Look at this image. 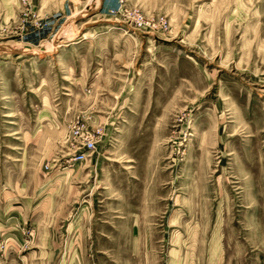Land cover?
I'll list each match as a JSON object with an SVG mask.
<instances>
[{
	"label": "rangeland",
	"instance_id": "1",
	"mask_svg": "<svg viewBox=\"0 0 264 264\" xmlns=\"http://www.w3.org/2000/svg\"><path fill=\"white\" fill-rule=\"evenodd\" d=\"M27 197L94 213L51 264H264V0H0V210Z\"/></svg>",
	"mask_w": 264,
	"mask_h": 264
},
{
	"label": "crops",
	"instance_id": "2",
	"mask_svg": "<svg viewBox=\"0 0 264 264\" xmlns=\"http://www.w3.org/2000/svg\"><path fill=\"white\" fill-rule=\"evenodd\" d=\"M10 201L1 208L0 219L12 245L10 253L15 257L12 258L11 264H51V260L37 259L33 254L52 253L57 249L62 251L64 247L65 252L76 257L83 252L87 237H91L94 230V213L61 211L59 216L51 212L42 214L36 212L33 206L35 203L30 197L23 198L20 206L13 202V198ZM67 201L71 205L77 204L73 199L67 198L65 204ZM60 262L72 264L67 262L66 258H62Z\"/></svg>",
	"mask_w": 264,
	"mask_h": 264
},
{
	"label": "built area",
	"instance_id": "3",
	"mask_svg": "<svg viewBox=\"0 0 264 264\" xmlns=\"http://www.w3.org/2000/svg\"><path fill=\"white\" fill-rule=\"evenodd\" d=\"M137 23L142 26L144 24V20L140 19L137 21ZM80 131H78L77 133H79ZM83 149H81L78 154L74 157L71 158V161H83L86 159L87 157V153L85 150L91 149L95 147V142L91 139L85 138V140L83 141Z\"/></svg>",
	"mask_w": 264,
	"mask_h": 264
}]
</instances>
